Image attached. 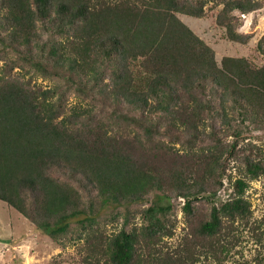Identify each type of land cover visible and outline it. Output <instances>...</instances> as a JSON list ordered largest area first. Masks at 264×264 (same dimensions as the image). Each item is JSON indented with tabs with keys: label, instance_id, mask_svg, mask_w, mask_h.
<instances>
[{
	"label": "trees",
	"instance_id": "trees-1",
	"mask_svg": "<svg viewBox=\"0 0 264 264\" xmlns=\"http://www.w3.org/2000/svg\"><path fill=\"white\" fill-rule=\"evenodd\" d=\"M209 3L222 5L217 23L240 42L249 39L242 14L264 6L0 0V199L54 240L84 239L92 264H193L197 251L226 248V229L252 213L250 180L264 174V154L238 146L264 128V64L226 55L219 65L178 15L203 17ZM39 76L54 80L42 85ZM225 176L232 190L220 198ZM173 195L186 199L189 217L196 200L208 206L171 252L156 246L174 233L172 205L161 202ZM149 199L140 227L100 229L104 207Z\"/></svg>",
	"mask_w": 264,
	"mask_h": 264
},
{
	"label": "rangeland",
	"instance_id": "rangeland-1",
	"mask_svg": "<svg viewBox=\"0 0 264 264\" xmlns=\"http://www.w3.org/2000/svg\"><path fill=\"white\" fill-rule=\"evenodd\" d=\"M221 6L209 3L207 13L203 17L182 12L178 15L214 49L219 65L222 58L229 55L246 57L253 65L262 66L264 53L259 50L258 42L264 35V6L242 14L243 23L240 30L249 35L247 42L230 39L225 27L217 23V12ZM36 80L42 85H49L54 79L39 76ZM77 99V92L70 93L69 101L75 102ZM134 131V128L127 129V133L131 135ZM165 137L173 147L184 152L182 142L171 141L168 135ZM227 140H233V136H229ZM238 146L242 153L244 151L248 153L249 150L246 148L252 146L254 151H261L264 154V128L247 132L245 139H242ZM238 164L237 160H231L228 166V171L232 172L234 178L240 175ZM231 190V182L228 176H225L218 197H228ZM246 194L251 201L252 213L249 219H237L226 229L223 239L226 248L213 249L207 254L204 250L202 253L197 251L198 258L193 264H264V174L250 180ZM155 197L152 194V198ZM151 200L133 204L129 208L124 205L104 207L98 218L100 229L112 234L123 226L140 227L144 223L142 209L148 206ZM185 200L184 197L173 195L170 200L166 198L161 201L163 204L171 203L175 226L173 234L164 236L159 241L156 246L159 250L174 252L176 248L182 246L185 235L192 228L191 223L206 215L208 204L205 198L195 201V213L192 217L183 209ZM88 253L84 239H66L64 243L54 240L20 211L0 199V264H92L91 261L94 259L89 258Z\"/></svg>",
	"mask_w": 264,
	"mask_h": 264
}]
</instances>
